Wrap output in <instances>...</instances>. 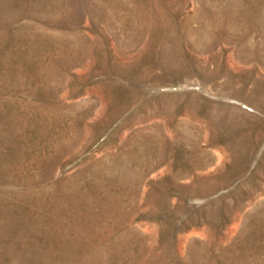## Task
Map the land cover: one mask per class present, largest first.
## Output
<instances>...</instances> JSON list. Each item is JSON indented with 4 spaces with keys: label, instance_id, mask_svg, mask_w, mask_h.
<instances>
[{
    "label": "rangeland",
    "instance_id": "obj_1",
    "mask_svg": "<svg viewBox=\"0 0 264 264\" xmlns=\"http://www.w3.org/2000/svg\"><path fill=\"white\" fill-rule=\"evenodd\" d=\"M0 264H264V0H0Z\"/></svg>",
    "mask_w": 264,
    "mask_h": 264
}]
</instances>
